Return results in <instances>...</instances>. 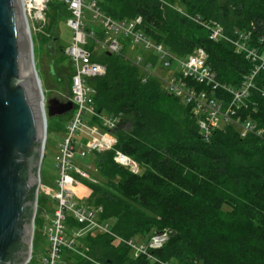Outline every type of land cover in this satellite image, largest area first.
Segmentation results:
<instances>
[{
	"label": "trees",
	"instance_id": "1",
	"mask_svg": "<svg viewBox=\"0 0 264 264\" xmlns=\"http://www.w3.org/2000/svg\"><path fill=\"white\" fill-rule=\"evenodd\" d=\"M179 3L183 14L169 10L161 0L99 2L115 18L142 16L146 33L180 57L204 48L218 79L240 86L253 63L231 42L212 40L202 22L233 23L235 32L223 25L231 37L251 30L250 43L264 52L260 41L264 0ZM62 10L68 13L64 2H50L49 29ZM95 58L107 67L105 75L91 80L97 91L96 109L101 114H121L117 149L133 157L144 171L122 167L114 151L98 154L99 174L92 172L98 182H90L96 196L89 203L103 207L104 221L116 219L112 231L124 239L138 236L145 242L155 231L164 230L170 231L169 239L151 249V259L135 257L131 247L117 243L112 234L88 232L80 238V246L90 247L88 255L93 257L65 248L59 264H264V138L254 133L242 137L229 123L207 142L191 105L169 92L160 75L149 73L124 51ZM146 58L157 64L154 55L148 53ZM70 68L73 75L71 62ZM248 104L240 114L264 127V71L255 79ZM68 226L71 232L80 224L71 218Z\"/></svg>",
	"mask_w": 264,
	"mask_h": 264
},
{
	"label": "built area",
	"instance_id": "2",
	"mask_svg": "<svg viewBox=\"0 0 264 264\" xmlns=\"http://www.w3.org/2000/svg\"><path fill=\"white\" fill-rule=\"evenodd\" d=\"M52 0H23V8L32 34L33 30L41 31L47 21V11ZM68 9V23L73 30V43L65 47V54L73 66L72 95L73 109L69 119L67 134L59 144L57 154V168L59 175L56 186L43 184L42 177L38 187V200L41 190L46 196L55 200L53 217L44 228L49 239V248L40 264H59L63 250L68 248L78 251L77 240L84 233H108L114 235L119 242L127 243L135 257L147 256L151 259L154 255L151 249L162 247L169 239V230L155 231L148 242H138L134 239H124L116 235L107 223L101 218L103 207L90 204L84 192V180L97 183V178L88 171V166L75 163L77 156L86 157L90 154L96 156L114 151L115 161L134 173L141 172L140 164L131 156L117 149L118 136L116 128L121 121V114H101L96 109V88L91 80L106 74L107 67L97 60L95 56L105 53L120 54L124 43L120 37L130 40L133 47L141 45L148 53L157 58V64L163 62L171 66L178 62V69L165 74L162 68L157 71V66L150 59L143 62L149 73H157L163 79L165 88L181 98L186 104L191 105L196 116L201 134L209 142L213 133L229 123L237 126L240 135L246 137L254 133L264 138V127L249 117H243L240 112L248 107V99L255 86L257 75L264 71V52L252 46L251 30L237 31L235 37L225 33L224 26L214 21L202 24L210 30V37L214 41L227 40L231 42L238 53L245 54L251 60L253 67L244 76L240 86L233 87L222 83L216 71L208 64V53L202 47H197L192 53L180 57L172 52L163 43L151 38L143 28V17L115 18L106 14L99 2L102 0H60ZM92 11L94 18L99 20L101 29H88L84 23V9ZM93 39V43L90 39ZM264 43V37L260 38ZM137 63L142 62V57L137 58ZM201 86V87H200ZM70 112V111H69ZM86 113L92 114L91 121L84 118ZM88 167V168H87ZM83 190V192H82ZM38 210V204H37ZM80 224V231H69L68 221L72 217ZM37 211L35 216L36 227ZM35 236V231H34ZM34 240V237H33ZM32 244L31 253L24 264H31L34 259Z\"/></svg>",
	"mask_w": 264,
	"mask_h": 264
},
{
	"label": "water",
	"instance_id": "3",
	"mask_svg": "<svg viewBox=\"0 0 264 264\" xmlns=\"http://www.w3.org/2000/svg\"><path fill=\"white\" fill-rule=\"evenodd\" d=\"M22 1L0 0V264L31 253L48 117L74 106L52 98L46 107Z\"/></svg>",
	"mask_w": 264,
	"mask_h": 264
},
{
	"label": "rangeland",
	"instance_id": "4",
	"mask_svg": "<svg viewBox=\"0 0 264 264\" xmlns=\"http://www.w3.org/2000/svg\"><path fill=\"white\" fill-rule=\"evenodd\" d=\"M161 1L166 7H168L169 10L178 12L180 14L185 13V10L179 3V0ZM224 1L225 0H220V3H223ZM61 13V16L58 17V19L52 25L51 29H49L50 24L52 23L51 18H49L47 14V21L43 25L42 30H33L32 32L36 68L42 82L46 107L48 106L49 99L57 98L62 102H67L71 97L72 70L70 68L69 58L65 54L62 46L68 47L73 43V30L68 23L69 14H65L63 10ZM233 18L234 16L232 17V19ZM84 23L87 25L88 29H101L99 20L94 18L92 11L88 8L84 9ZM232 24L233 23L223 22V25L228 26L233 32H235L233 30ZM120 39L125 45L123 51L126 53L129 59L136 62L138 61V57H142L143 60L140 64L146 61V56L148 54V51L146 49H144L141 45L136 48L133 47L130 44V40L125 38L124 36H121ZM93 41L94 40L91 38L90 42L93 43ZM178 67L179 66L177 61H174L171 66H166L163 62H160L153 70L157 71L158 68H162V71L165 74H169V72L171 71H176ZM70 114L71 111L62 115L48 117V139L46 143L45 156L42 162L41 177L43 184L50 185L53 188L56 186V180L59 175V171L56 165V157L59 152V144L64 140L67 134ZM92 117L93 116L91 113H86L84 115V118L87 121H91ZM75 163L80 166H88L89 168H87L90 173L93 172L94 174H99L97 169L98 165L93 154H90L86 157H81L78 155ZM142 171H144V167L141 166V172ZM84 181L85 182L83 189L86 196L85 199L90 202L95 198L96 194L90 182L86 180ZM54 208L55 200L51 196H46L43 190H41L40 203L38 201L35 236L33 240L34 259L31 264H40L47 254V250L49 248V239L45 234L47 230L44 228V225L47 224L49 227L50 220L53 217ZM69 216L72 217L71 213H69ZM105 223H107L112 229L116 224V219L114 217H110L105 220ZM76 231H80V227H72L71 232L74 233ZM94 234L99 235L104 233L96 232ZM82 236H86V233H84ZM118 236L120 237V235ZM133 239L140 243L144 242V240L140 239V237L138 236L134 237ZM149 239L150 238L148 237L145 242H148ZM115 241L119 243V240L117 238ZM76 243V247L81 245L80 239L77 240ZM88 251H90V247L86 246L85 244L84 247L82 246L78 251L75 252L90 259L93 256L88 255Z\"/></svg>",
	"mask_w": 264,
	"mask_h": 264
}]
</instances>
